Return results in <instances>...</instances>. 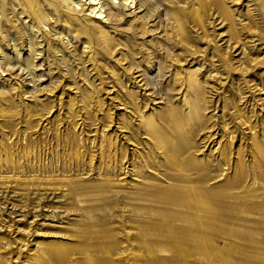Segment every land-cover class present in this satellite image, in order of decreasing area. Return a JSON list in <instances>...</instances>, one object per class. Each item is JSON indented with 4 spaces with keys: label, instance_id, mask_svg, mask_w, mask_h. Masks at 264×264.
Listing matches in <instances>:
<instances>
[{
    "label": "rangeland",
    "instance_id": "obj_1",
    "mask_svg": "<svg viewBox=\"0 0 264 264\" xmlns=\"http://www.w3.org/2000/svg\"><path fill=\"white\" fill-rule=\"evenodd\" d=\"M75 2L0 0V264H264V0Z\"/></svg>",
    "mask_w": 264,
    "mask_h": 264
},
{
    "label": "bare ground",
    "instance_id": "obj_2",
    "mask_svg": "<svg viewBox=\"0 0 264 264\" xmlns=\"http://www.w3.org/2000/svg\"><path fill=\"white\" fill-rule=\"evenodd\" d=\"M75 3L79 5L80 8L78 9H80V11H89V14L84 15L88 20L93 19L101 23L100 20L105 19L106 21L103 22L104 24L115 22L119 25L127 23V19L130 18L128 13L133 9L132 5L136 4V0H76ZM134 9H136V5ZM111 11L113 13L117 11L118 16H111ZM261 133H264V127L261 129Z\"/></svg>",
    "mask_w": 264,
    "mask_h": 264
}]
</instances>
